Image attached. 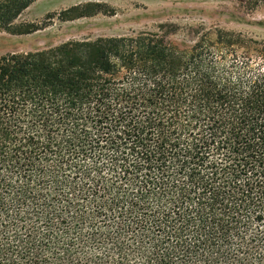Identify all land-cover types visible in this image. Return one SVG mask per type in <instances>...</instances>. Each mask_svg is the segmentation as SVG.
<instances>
[{"label":"trees","instance_id":"trees-1","mask_svg":"<svg viewBox=\"0 0 264 264\" xmlns=\"http://www.w3.org/2000/svg\"><path fill=\"white\" fill-rule=\"evenodd\" d=\"M35 1L0 0V30ZM222 44L0 56V264H264V70Z\"/></svg>","mask_w":264,"mask_h":264},{"label":"rangeland","instance_id":"rangeland-1","mask_svg":"<svg viewBox=\"0 0 264 264\" xmlns=\"http://www.w3.org/2000/svg\"><path fill=\"white\" fill-rule=\"evenodd\" d=\"M91 15H78L86 7ZM95 12V13H93ZM44 23L33 33L17 32L21 23ZM158 33L180 54L188 55L203 37L232 39L239 56L264 70V0H36L9 30H0V56L46 50L69 40ZM243 59V58H242Z\"/></svg>","mask_w":264,"mask_h":264},{"label":"crops","instance_id":"crops-1","mask_svg":"<svg viewBox=\"0 0 264 264\" xmlns=\"http://www.w3.org/2000/svg\"><path fill=\"white\" fill-rule=\"evenodd\" d=\"M30 6H31V5H30ZM30 6H29V7H30ZM29 7H28V8H29Z\"/></svg>","mask_w":264,"mask_h":264}]
</instances>
